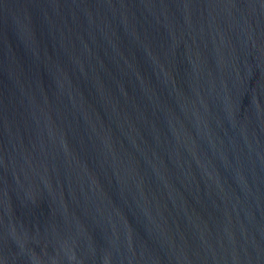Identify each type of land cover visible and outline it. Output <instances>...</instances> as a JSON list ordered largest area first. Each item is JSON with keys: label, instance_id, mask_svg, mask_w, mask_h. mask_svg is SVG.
Returning <instances> with one entry per match:
<instances>
[{"label": "water", "instance_id": "1", "mask_svg": "<svg viewBox=\"0 0 264 264\" xmlns=\"http://www.w3.org/2000/svg\"><path fill=\"white\" fill-rule=\"evenodd\" d=\"M0 264H264V0H0Z\"/></svg>", "mask_w": 264, "mask_h": 264}]
</instances>
